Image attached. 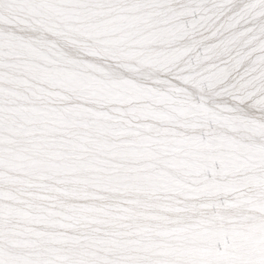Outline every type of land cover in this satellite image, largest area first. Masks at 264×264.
Returning a JSON list of instances; mask_svg holds the SVG:
<instances>
[{
  "label": "snow or ice",
  "instance_id": "snow-or-ice-1",
  "mask_svg": "<svg viewBox=\"0 0 264 264\" xmlns=\"http://www.w3.org/2000/svg\"><path fill=\"white\" fill-rule=\"evenodd\" d=\"M0 264H264V0H0Z\"/></svg>",
  "mask_w": 264,
  "mask_h": 264
}]
</instances>
